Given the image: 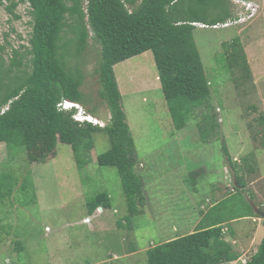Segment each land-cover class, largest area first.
<instances>
[{
	"label": "rangeland",
	"instance_id": "1",
	"mask_svg": "<svg viewBox=\"0 0 264 264\" xmlns=\"http://www.w3.org/2000/svg\"><path fill=\"white\" fill-rule=\"evenodd\" d=\"M229 1L235 17L250 9L255 17L226 29L195 26L211 81V109H197L183 130L174 127L151 51L114 67L136 141V172L145 183V200L138 204L142 212L132 222L125 219L128 198L118 169L97 162L111 148L106 134L95 136L91 163L83 168L72 147L61 142L45 163H31L26 151L11 157L0 144V187L13 183L11 193L0 195V264H147L151 247L195 231L204 215L227 221L226 239L245 256L229 264H243L258 251L264 217L252 209L264 212V0ZM17 12L21 20L0 6V43L9 34L8 41L19 48L28 45L32 30L28 4ZM236 37L247 55L250 79L226 64L223 43ZM100 57L101 46L91 41L82 65L86 104L81 107L104 126L111 113L100 96ZM208 113L219 124L214 136L210 121L205 131L200 128ZM235 175L251 186L239 188ZM101 193L110 196L111 208L90 212L88 203ZM235 218L240 219L229 222Z\"/></svg>",
	"mask_w": 264,
	"mask_h": 264
},
{
	"label": "trees",
	"instance_id": "2",
	"mask_svg": "<svg viewBox=\"0 0 264 264\" xmlns=\"http://www.w3.org/2000/svg\"><path fill=\"white\" fill-rule=\"evenodd\" d=\"M29 6L31 33L28 45L19 48L8 41L0 43V144L13 157L26 151L31 163H45L55 156L59 142L72 147L80 168L91 163L95 136L104 133L111 148L98 157L100 166L116 167L128 198L127 223L140 215L138 204L145 200V183L136 172V141L127 123L122 94L114 67L151 51L155 57L162 91L174 127L181 131L203 106L211 109V81L197 47L195 23L216 25L235 16L229 0H0L13 20H21L17 10ZM218 9L216 16H209ZM13 32L16 30L13 28ZM24 40L22 36H19ZM101 46L96 73L100 96L107 102L111 119L105 128L80 124L75 111H60L58 104L69 100L86 104L82 91L86 74L82 67L90 42ZM225 61L233 73L252 78L247 55L238 37L223 43ZM239 79V78H238ZM214 114L206 122L212 135L219 127ZM264 123V116L261 118ZM206 136V134H203ZM14 150L18 152H14ZM50 156V157H49ZM230 157V156H229ZM233 165V164H232ZM240 169L239 164L233 165ZM236 185L243 187L237 175ZM27 189V184H25ZM11 193L13 183H3ZM3 201L0 200V204ZM106 193L88 203L90 212L110 209ZM252 213L256 214L252 209ZM259 217V216H258ZM205 216L197 229L151 247L147 264H229L240 254L226 238L229 228L221 217ZM243 218V217H242ZM236 219H231L232 222ZM206 220H209L205 223ZM122 221L118 222L121 224ZM228 231V232H227ZM18 246L22 249L21 244ZM135 249V248H134ZM242 257V256H241ZM246 264H264V239Z\"/></svg>",
	"mask_w": 264,
	"mask_h": 264
},
{
	"label": "clouds",
	"instance_id": "3",
	"mask_svg": "<svg viewBox=\"0 0 264 264\" xmlns=\"http://www.w3.org/2000/svg\"><path fill=\"white\" fill-rule=\"evenodd\" d=\"M234 1H241V0H234ZM248 11H249L248 14H240V16L235 17L234 19H229L228 21H226L224 23H218L216 25H224V24H226L228 22H234L235 24H233L232 26L226 27V28H230V27H233L235 25L244 24L248 20L253 19L255 17V13L252 11V9H250ZM243 19H245V20H243ZM194 25L195 26H198L199 25V27L204 28V29H210L211 28L213 30H218V29H214L213 28L216 25L210 26V25L201 24V23H195ZM205 26H207V27H205ZM226 28H219V29H226ZM67 101L73 103L74 104V107H72L69 110H61L60 109L61 104H63L64 102H67ZM81 106H82L81 104L75 103V102H72V101H69V100H64V101H62L61 103L58 104V108H59L60 111H75V113L73 115V118L80 111V109L84 110ZM85 115L88 117V119H86L83 122L76 121L75 119L74 120L76 122L80 123V124L90 123V124H92L94 126H99L101 128H105L106 127V125L102 126L103 124L97 118H95L92 114H90V113L88 114V112L85 111Z\"/></svg>",
	"mask_w": 264,
	"mask_h": 264
},
{
	"label": "built area",
	"instance_id": "4",
	"mask_svg": "<svg viewBox=\"0 0 264 264\" xmlns=\"http://www.w3.org/2000/svg\"><path fill=\"white\" fill-rule=\"evenodd\" d=\"M252 11H253V12H256L255 9H254V10L252 9ZM243 20H245V19H243ZM233 24H235V23H234V22H228V23H226V24H224V25H216V26H214L213 28H214V29L226 28V27L232 26ZM205 27H207V26H205ZM72 107H74V104L71 103V102H68V101H67V102H64L63 104H61L60 109H61V110H69V109H71ZM74 119H75L76 121L83 122V121H85L86 119H88V117L85 115V111L82 110V109H80V111L74 116ZM242 257H245V256H242ZM242 257H240V259H241ZM247 260H248V259H247ZM246 262H247V261L243 262V264H246Z\"/></svg>",
	"mask_w": 264,
	"mask_h": 264
},
{
	"label": "crops",
	"instance_id": "5",
	"mask_svg": "<svg viewBox=\"0 0 264 264\" xmlns=\"http://www.w3.org/2000/svg\"><path fill=\"white\" fill-rule=\"evenodd\" d=\"M239 177L242 179L243 175H242V176H239ZM235 178H236V175H235ZM262 178H263V177H262ZM242 182H244L243 179H242ZM235 183H236V182H235ZM252 184H254V183H252ZM247 186L250 187L251 184L249 185L248 183L244 182L242 189L246 188ZM255 212H257V209L255 210ZM257 214H258V213H257Z\"/></svg>",
	"mask_w": 264,
	"mask_h": 264
},
{
	"label": "water",
	"instance_id": "6",
	"mask_svg": "<svg viewBox=\"0 0 264 264\" xmlns=\"http://www.w3.org/2000/svg\"><path fill=\"white\" fill-rule=\"evenodd\" d=\"M257 213H258L260 216H263V217H264V212H261V211H258V210H257Z\"/></svg>",
	"mask_w": 264,
	"mask_h": 264
}]
</instances>
